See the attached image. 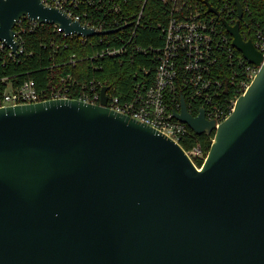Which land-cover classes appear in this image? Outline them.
<instances>
[{
	"label": "water",
	"instance_id": "obj_1",
	"mask_svg": "<svg viewBox=\"0 0 264 264\" xmlns=\"http://www.w3.org/2000/svg\"><path fill=\"white\" fill-rule=\"evenodd\" d=\"M22 15L66 34L110 31L41 0H0V39L15 52ZM225 26L260 69L219 126L182 97L174 116L215 132L202 168L167 134L108 107L107 86L100 104L0 107V264H264V55L240 19Z\"/></svg>",
	"mask_w": 264,
	"mask_h": 264
},
{
	"label": "built area",
	"instance_id": "obj_2",
	"mask_svg": "<svg viewBox=\"0 0 264 264\" xmlns=\"http://www.w3.org/2000/svg\"><path fill=\"white\" fill-rule=\"evenodd\" d=\"M41 1L45 6L62 10L82 25L110 31L93 35L66 34L58 23L40 22L22 15L14 26L17 51L1 39L0 51L8 49L6 53L16 59L25 50L27 31L52 24L54 31L78 36L83 43L89 42L94 47L90 55L100 62L94 63L96 71L103 69L105 58H115L122 63L144 56L145 61L130 71L129 82L120 92L101 79L80 81L71 73L60 72L44 87L38 86L31 77L16 85L9 83L0 95V107L55 98L100 104L102 88L107 86L108 107L156 127L179 143L193 161L202 159L203 164L208 152L199 144L190 149L183 146V139L195 131L174 114L181 110L184 97L189 111L197 115L205 108L207 118L215 119L219 126L256 77L260 66L250 62L233 44V36L225 26V15L234 19L236 1L219 0V13L209 10L208 0H154L160 3V10L148 7V0H143L140 9L135 6V0ZM147 25L151 27L149 33L140 36V30ZM254 34L253 42L264 55V20L258 23ZM140 38L150 41L143 46L138 42ZM76 60L74 54L70 63L75 64Z\"/></svg>",
	"mask_w": 264,
	"mask_h": 264
},
{
	"label": "trees",
	"instance_id": "obj_3",
	"mask_svg": "<svg viewBox=\"0 0 264 264\" xmlns=\"http://www.w3.org/2000/svg\"><path fill=\"white\" fill-rule=\"evenodd\" d=\"M212 5L219 7V0H208ZM235 1V0H234ZM143 0H135V6L140 9ZM148 7L161 9L160 3L148 0ZM245 8L244 16L240 18L241 32L245 39L255 40V30L258 23L264 20V0H241ZM234 19L225 15L230 23H236L239 19L238 11L234 10ZM148 25L140 30L141 34L149 33ZM151 35L154 33L151 31ZM25 50L16 59L6 53L9 50L0 51V95L6 90L9 83L18 84L27 77L34 78L40 87L48 86L54 81L58 73H71L80 81L91 78L101 79L103 83L116 86L120 92L129 82L130 71L139 64L144 63V56H136L122 63L115 58L102 60L103 69L96 71L94 63L96 59L91 57L94 47L89 43H83L78 36H66L54 31V25H44L34 31H27L24 35ZM149 38H140L138 42L146 46ZM76 55L75 64L70 63L72 55ZM99 62V61H97ZM100 63V62H99ZM196 113V108H193ZM193 131V130H192ZM215 132L208 134H191L183 139V146L190 149L199 144L209 152ZM200 167L202 159H194Z\"/></svg>",
	"mask_w": 264,
	"mask_h": 264
}]
</instances>
